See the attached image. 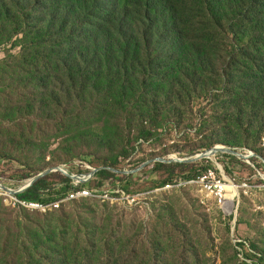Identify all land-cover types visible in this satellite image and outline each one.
<instances>
[{
  "label": "rangeland",
  "instance_id": "374dc122",
  "mask_svg": "<svg viewBox=\"0 0 264 264\" xmlns=\"http://www.w3.org/2000/svg\"><path fill=\"white\" fill-rule=\"evenodd\" d=\"M18 36L0 44V176L13 189L27 183L26 172L33 177L61 166L88 174L114 157L119 163L111 168L132 170L156 157L198 154L211 143L264 158V135L255 140L245 124L226 119L221 110L213 112L211 105L203 107L199 99L164 109L142 102L102 107L99 102L108 93L72 86L68 72H33L31 62L22 58L24 43ZM224 154L200 160L189 170L207 165L234 186L236 195L225 205L218 193L194 179L157 187L169 172L153 167L154 161L126 180L114 177V185L104 186L120 193L99 198L81 191L59 208L47 205V211L14 207L13 194L0 190V251L6 240L12 254L26 248L37 236L36 226L50 222L66 228L62 245L87 243L96 251L93 258L134 250L135 264H264V162L257 156L247 160ZM79 161H84L82 167L76 165ZM51 173L50 181L65 176ZM147 250L151 259L145 258Z\"/></svg>",
  "mask_w": 264,
  "mask_h": 264
},
{
  "label": "trees",
  "instance_id": "16d2710c",
  "mask_svg": "<svg viewBox=\"0 0 264 264\" xmlns=\"http://www.w3.org/2000/svg\"><path fill=\"white\" fill-rule=\"evenodd\" d=\"M17 35L33 72H68L72 86L108 93L99 102L102 107L142 102L164 109L199 99L203 107L211 105L213 112L221 110L226 119L245 124L255 140L264 135V0H0V44ZM104 163L117 167L119 161L114 157ZM196 165L155 161L153 167L169 172L157 187L208 169L203 165L191 172ZM176 169L184 173L175 175ZM121 174L104 168L92 181L100 186L132 173ZM50 177L18 198L49 203L71 189V178L57 182ZM36 231L29 245L14 254L6 240L0 264H135L134 250L104 259L93 258L96 251L87 243L62 245L65 227L46 222ZM3 235L0 227V244ZM144 254L152 258L151 250Z\"/></svg>",
  "mask_w": 264,
  "mask_h": 264
},
{
  "label": "built area",
  "instance_id": "2783aa9c",
  "mask_svg": "<svg viewBox=\"0 0 264 264\" xmlns=\"http://www.w3.org/2000/svg\"><path fill=\"white\" fill-rule=\"evenodd\" d=\"M83 163H84V161H79L76 163V165H79L82 167ZM95 169L96 168H94L88 174H83V173L75 174V173H72V171H69L67 168H65L64 170H66V171L70 172L72 175L76 176V178H71V180H72L70 183L71 189L65 195H63L60 198H58L54 201H51L49 203H41V202H37V201H30V200H26V199H21V198H18V196H17L18 194H13L12 206L24 207V208H28V206H35V208H46V211H47V204H55V208H59L62 203L71 201L72 195L79 193L81 191H90V192L94 193V195L96 197H99V198H101L103 195L113 196V193H120L119 190L113 191V190L105 189L104 186H108L110 183H112L114 185V182H112L110 179L105 180V182H103V184L100 186H98L97 184H95L94 186H86L87 185L86 182H88L90 180L92 181V179L95 177V173L92 174V172ZM214 172L215 171L213 168H209L203 174H200L199 176H197L195 178H190V179H194L197 182H205L208 187H211L215 191H218L220 194L221 201L225 202V204H226V200L230 195V190H234V186L229 187L228 186L229 184L226 182V180L222 179L221 177H217ZM82 180H85V181L83 182ZM180 180H184V179L180 178L178 181L175 180V182L180 183ZM109 181H111V182H109ZM5 186L13 189V187H11V185L4 183L3 177L0 176V190H4ZM53 186L58 188L61 186V184H54ZM45 191H47V189ZM127 198L129 199V196H127ZM134 199H135V196H132V201H134Z\"/></svg>",
  "mask_w": 264,
  "mask_h": 264
},
{
  "label": "water",
  "instance_id": "95a60500",
  "mask_svg": "<svg viewBox=\"0 0 264 264\" xmlns=\"http://www.w3.org/2000/svg\"><path fill=\"white\" fill-rule=\"evenodd\" d=\"M221 152L231 154V155L237 156L239 158L247 159V160H249L253 156H257V157L261 158V160L264 162V158L261 155L256 154L252 151H249L248 153H246V152L244 153V152H241L240 150H238L237 148H234V147L216 145V146H213V147H211V148H209L203 152H200L198 154H195V155H192L189 157H184V158L175 157V156L156 157L154 159H151V160L143 163L138 168L132 169V170H119V169H115V168H111V167H108V169H110L116 173L129 174V173H135V172L141 170L143 167H145L147 164H149L150 162H153V161L154 162L159 161V162H163V163H173V162H176V163L177 162H179V163H194V162H198V161L203 160V159H210L211 157L216 156V154L221 153ZM104 168H105L104 166L99 167V168L95 169L92 172V174H94L99 169H104ZM53 171H59L69 178H76V176H74L70 172L64 170L61 166H55V167L47 168V169L43 170L42 172L38 173L37 175H34L30 179H28V181L25 185H23L20 188L12 189V188H8L5 186L4 190L8 193H11V194H19V193L27 190L28 188H30L36 181L45 177L46 175H48L49 173H51ZM82 181L84 182L85 180H82Z\"/></svg>",
  "mask_w": 264,
  "mask_h": 264
},
{
  "label": "bare ground",
  "instance_id": "6f19581e",
  "mask_svg": "<svg viewBox=\"0 0 264 264\" xmlns=\"http://www.w3.org/2000/svg\"><path fill=\"white\" fill-rule=\"evenodd\" d=\"M195 181V180H194ZM197 182V181H196ZM204 184L206 185V187L207 188H209L210 190H212L213 192H216V193H218L219 194V192L218 191H215L213 188H211V187H208L207 186V184L204 182ZM233 187V186H232ZM235 187H234V190L231 192V194L229 195V197H230V199H232L235 195H236V193H235ZM219 198H220V194H219ZM220 201H221V199H220ZM55 205V204H54ZM224 205H225V202H224ZM46 209V208H45Z\"/></svg>",
  "mask_w": 264,
  "mask_h": 264
},
{
  "label": "clouds",
  "instance_id": "9594fccd",
  "mask_svg": "<svg viewBox=\"0 0 264 264\" xmlns=\"http://www.w3.org/2000/svg\"><path fill=\"white\" fill-rule=\"evenodd\" d=\"M104 167H105V166H104ZM108 167H110V166H106L105 168L108 169ZM96 169H97V168H96ZM99 170H101V169H99ZM99 170H98V171H99ZM109 170H110V169H109ZM98 171H96V172H98ZM111 171H112V170H111ZM53 172H59V171H53ZM96 172H95V174H96ZM115 173H116V172H115ZM129 174H131V173H129ZM63 175H64V174H63ZM29 179H30V178H29ZM23 192H24V191H23ZM21 193H22V192H21ZM19 194H20V193H19ZM19 194H18V195H19Z\"/></svg>",
  "mask_w": 264,
  "mask_h": 264
}]
</instances>
